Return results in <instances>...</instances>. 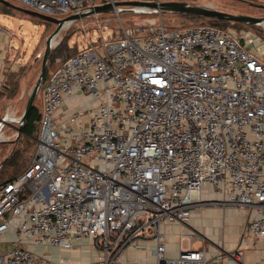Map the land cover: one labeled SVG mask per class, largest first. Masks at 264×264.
<instances>
[{
    "label": "built area",
    "instance_id": "1",
    "mask_svg": "<svg viewBox=\"0 0 264 264\" xmlns=\"http://www.w3.org/2000/svg\"><path fill=\"white\" fill-rule=\"evenodd\" d=\"M16 1L63 16L126 0ZM95 39L42 79L33 153L0 183V264L241 261L264 240V36L199 23ZM207 204L247 210L237 248L207 254L187 230L168 256L160 226H187ZM84 240L97 251L88 261L36 251L81 250ZM139 249L144 262L128 257Z\"/></svg>",
    "mask_w": 264,
    "mask_h": 264
},
{
    "label": "rangeland",
    "instance_id": "2",
    "mask_svg": "<svg viewBox=\"0 0 264 264\" xmlns=\"http://www.w3.org/2000/svg\"><path fill=\"white\" fill-rule=\"evenodd\" d=\"M9 1L24 6L19 1ZM185 1L207 4L233 13H245L258 16L264 15V9L250 5L243 0ZM2 5L3 4L0 3V27L8 33H4V35L10 52L7 51L5 57L8 58V71L6 70L4 72V78L0 85V110H3V108L6 109L11 103H17L19 108H15L14 110L19 115L22 114L29 90L39 74L41 59L45 48V40L55 28V24L16 8L7 6V9H3ZM129 8L130 7H127V9L119 12L93 13L81 19L70 21L68 26H63L56 35L55 43H53L50 48L44 75H46L61 59L74 53L87 40L96 37L95 40L99 41L102 34H120L122 30L140 25H164L166 28H172L191 24L209 23L224 27L246 28L264 36V24L251 25L228 20L220 22L204 16L179 14L161 10L137 11ZM3 83L7 86L4 87ZM42 88L43 84L40 86L34 99V106L36 107L40 105L39 95ZM17 126V121L11 123L3 122L1 126V132L4 134L6 133L10 138L0 141V172L3 174L0 181L20 172L27 165L30 155L33 153L35 139L33 137H25L22 134V130L18 134ZM14 152L19 153V157L14 161V164H11V156ZM1 161L3 162L1 163ZM193 232V236L199 239L204 246L207 242H210L211 248H214V250L224 249L222 242L225 238V233H222L221 243H219L209 241V237L212 234L207 226L193 229ZM238 242L230 243L229 249L237 248ZM192 245L193 248L198 247L199 241H193ZM80 246H82L83 249L77 250L76 248L74 251L56 247L47 248L45 250L37 248L36 251L40 255L49 256L53 259H56L59 255L66 256L75 261V263L88 261L96 256L97 251L93 249V247L91 248L89 241L84 240L83 244ZM8 248L9 240H0V253Z\"/></svg>",
    "mask_w": 264,
    "mask_h": 264
},
{
    "label": "crops",
    "instance_id": "3",
    "mask_svg": "<svg viewBox=\"0 0 264 264\" xmlns=\"http://www.w3.org/2000/svg\"><path fill=\"white\" fill-rule=\"evenodd\" d=\"M7 51L10 52V49L7 47L6 37L3 33H0V85L4 78V72L8 69L9 65L7 62L8 58H5ZM4 109L0 110V118L4 116ZM203 197L209 198V194L204 191ZM246 214L247 210L245 208L232 205L207 204L202 209L193 208L187 226H182L176 222L162 224L160 226V230L164 233L166 254L168 256H175L177 252L176 234L179 231H187L188 229L193 231V229L206 226L212 234L209 237V241L211 242L221 243V235L225 233L222 246L224 249L229 250L230 243H235L240 240V231L244 224ZM9 236V234L6 235V237ZM196 240L199 241V246L203 245L199 239L193 237L192 241ZM144 245L147 250H150L154 247V241L151 239L146 240L144 241ZM204 247L207 254L214 252V248H211L210 242H207ZM144 255L145 250L139 249L129 253L128 257L144 262ZM147 263H153L152 257ZM225 263L232 264L227 261ZM233 264H264V240L262 242L258 241L253 246H248L243 249L241 262L239 261Z\"/></svg>",
    "mask_w": 264,
    "mask_h": 264
},
{
    "label": "water",
    "instance_id": "4",
    "mask_svg": "<svg viewBox=\"0 0 264 264\" xmlns=\"http://www.w3.org/2000/svg\"><path fill=\"white\" fill-rule=\"evenodd\" d=\"M250 5L257 6L259 8L264 9V3L248 1ZM0 3L6 5L8 7L16 8L18 10L24 11L31 15L42 18L46 21H50L55 24V28L53 31L47 36L45 40V48L41 59V67L39 74L34 82L31 92L27 98V101L24 105L22 116H21V124L18 127V134L22 130V125L27 117L28 112L34 104V99L39 91L42 79L45 73V67L47 62V57L52 47V38L55 36L56 32L67 22L73 21L77 19H81L83 17L89 16L93 13H105V12H119L121 10L129 9L137 10V11H145L146 10H161V11H170L179 14H188V15H196V16H204L208 18L214 19H222L234 22H241L244 24H263L264 15H252L245 13H233L225 10H221L207 4H198V3H190L185 0H159V1H140V0H126V1H115L114 3H102L98 5H93L88 7L86 10L73 11L63 16H52L40 13L33 9H29L20 5H17L9 0H0ZM144 9V10H143ZM4 119L0 118V131L1 126L3 124ZM2 138H0L1 141ZM4 161V160H3ZM1 161V163L3 162Z\"/></svg>",
    "mask_w": 264,
    "mask_h": 264
},
{
    "label": "trees",
    "instance_id": "5",
    "mask_svg": "<svg viewBox=\"0 0 264 264\" xmlns=\"http://www.w3.org/2000/svg\"><path fill=\"white\" fill-rule=\"evenodd\" d=\"M2 8L3 9H7L8 7L6 5H2ZM214 19V18H212ZM214 20H217V21H220V22H225L226 20H222V19H214ZM224 27V26H222ZM48 73V72H47ZM47 75V74H46ZM4 84V83H3ZM7 85L4 84V87H6ZM39 117H40V105L39 107H36L33 106L31 107L30 111L28 112L27 114V117L23 123V127H22V134L25 136V137H33L35 138L36 136V130H37V124H38V120H39ZM19 157V153L17 152H14L11 156V159H12V162L11 164H14V161ZM28 163V162H27ZM25 168V167H24ZM23 168V169H24ZM22 169V170H23ZM21 170V171H22ZM19 173V172H18ZM16 173V174H18ZM16 174L6 178V179H3L0 181V183L8 180V179H11L12 177H14ZM3 176V174H1L0 172V178Z\"/></svg>",
    "mask_w": 264,
    "mask_h": 264
},
{
    "label": "bare ground",
    "instance_id": "6",
    "mask_svg": "<svg viewBox=\"0 0 264 264\" xmlns=\"http://www.w3.org/2000/svg\"><path fill=\"white\" fill-rule=\"evenodd\" d=\"M215 5V4H214ZM217 5V4H216ZM144 10V9H143ZM145 11H152V10H146L145 9ZM68 24H69V21H67L63 26H68ZM263 24H264V22H263ZM62 26V27H63ZM61 27V28H62ZM60 28V29H61ZM60 29L56 32V34H55V36L52 38V44L53 43H55V40H56V35L60 32ZM67 31V30H66ZM61 35V34H60ZM31 89H32V87L30 88V90H29V93H28V96H29V94H30V92H31ZM28 96H27V98H28ZM26 101H27V99H26ZM26 103V102H25ZM19 105L17 104V103H11L9 106H7L6 107V109H5V111H4V116L2 117L3 119H4V121L6 122V123H11V122H15V121H17L18 122V126H17V129H18V127L20 126V124H21V116H22V114H19L18 115V113H16L15 112V108H19L18 107ZM3 130V129H2ZM17 133H18V131H17ZM0 138H2L1 140H3V139H8V138H10V136H7L6 135V133L4 134V133H2L1 131H0Z\"/></svg>",
    "mask_w": 264,
    "mask_h": 264
},
{
    "label": "snow or ice",
    "instance_id": "7",
    "mask_svg": "<svg viewBox=\"0 0 264 264\" xmlns=\"http://www.w3.org/2000/svg\"><path fill=\"white\" fill-rule=\"evenodd\" d=\"M154 83H158V82H154Z\"/></svg>",
    "mask_w": 264,
    "mask_h": 264
}]
</instances>
